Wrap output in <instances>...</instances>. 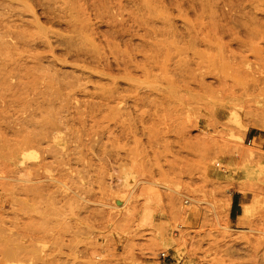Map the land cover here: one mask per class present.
<instances>
[{
    "label": "rangeland",
    "instance_id": "374dc122",
    "mask_svg": "<svg viewBox=\"0 0 264 264\" xmlns=\"http://www.w3.org/2000/svg\"><path fill=\"white\" fill-rule=\"evenodd\" d=\"M0 46V264H264V0H0Z\"/></svg>",
    "mask_w": 264,
    "mask_h": 264
},
{
    "label": "crops",
    "instance_id": "0c3cea01",
    "mask_svg": "<svg viewBox=\"0 0 264 264\" xmlns=\"http://www.w3.org/2000/svg\"><path fill=\"white\" fill-rule=\"evenodd\" d=\"M231 213L237 222H239L243 216L244 213L243 204L237 198L232 202Z\"/></svg>",
    "mask_w": 264,
    "mask_h": 264
},
{
    "label": "bare ground",
    "instance_id": "6f19581e",
    "mask_svg": "<svg viewBox=\"0 0 264 264\" xmlns=\"http://www.w3.org/2000/svg\"><path fill=\"white\" fill-rule=\"evenodd\" d=\"M21 35H22V34H21ZM19 37H21V36L18 35V38H19ZM22 37H23V36H22ZM22 37H21V38H22ZM22 39H23V38H22ZM22 39H21V41H22ZM24 39H25V37H24ZM21 41L19 40V42H21ZM22 43H23V42H21V44H22ZM22 46H25V44L23 43ZM0 47H1V46H0ZM0 50L2 51L3 48H0ZM3 51H4V50H3ZM6 66H7V65H6ZM1 67H2V66H1ZM1 67H0V68H1ZM9 67H10V66H8L7 68L9 69ZM12 67H13V66H12ZM1 69L5 70L4 68H1ZM11 69H12V68H11ZM11 69H10V70H11ZM6 70H7V69H6ZM10 70H9V71H10ZM11 71H12V70H11ZM14 71H15V67H14ZM5 72H6V71H5ZM11 74H12V73H11ZM4 75H5V74H4ZM7 75H8V73H7ZM9 75H10V73H9ZM11 76H12V75H11ZM20 94H21V93H20ZM31 116H32V115H31ZM239 119H241V118H239ZM238 122H239V121H238ZM240 122H241V121H240ZM249 128H250V127H249ZM249 128H248V129H249ZM246 129H247V128H246ZM235 140H236V139H235ZM236 141H237V140H236ZM28 157H29V156H28ZM21 164H22V163H21ZM22 165H23V164H22ZM23 166H25V165H23ZM260 167H261V166H260ZM260 167H259V168H260ZM260 170H261V169H260ZM250 174H251V175H254V174H252V173H250ZM34 182H35V181H34ZM62 190H63V189H62ZM249 214H250V209H249L248 206H245V207H244V213H243V216H242V218H241V220H240V223L245 222V220L247 219V217L249 216ZM9 250H10V249H9ZM10 251H11V250H10Z\"/></svg>",
    "mask_w": 264,
    "mask_h": 264
},
{
    "label": "built area",
    "instance_id": "2783aa9c",
    "mask_svg": "<svg viewBox=\"0 0 264 264\" xmlns=\"http://www.w3.org/2000/svg\"><path fill=\"white\" fill-rule=\"evenodd\" d=\"M253 141H255V139H251V140H249V145H252V143H253ZM161 256L163 257V258H168L169 257V255H167L166 254V252H163L162 254H161Z\"/></svg>",
    "mask_w": 264,
    "mask_h": 264
}]
</instances>
